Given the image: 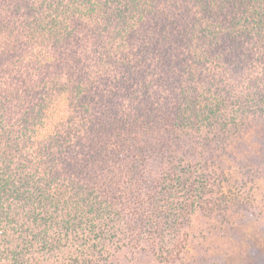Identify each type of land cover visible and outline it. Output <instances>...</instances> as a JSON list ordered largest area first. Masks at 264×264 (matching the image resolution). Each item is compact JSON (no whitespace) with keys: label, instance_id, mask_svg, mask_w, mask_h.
Returning a JSON list of instances; mask_svg holds the SVG:
<instances>
[{"label":"trees","instance_id":"1","mask_svg":"<svg viewBox=\"0 0 264 264\" xmlns=\"http://www.w3.org/2000/svg\"><path fill=\"white\" fill-rule=\"evenodd\" d=\"M263 202L264 0H0V264H264L202 248Z\"/></svg>","mask_w":264,"mask_h":264},{"label":"rangeland","instance_id":"2","mask_svg":"<svg viewBox=\"0 0 264 264\" xmlns=\"http://www.w3.org/2000/svg\"><path fill=\"white\" fill-rule=\"evenodd\" d=\"M257 236L264 237V202L260 204L256 214L241 225L235 237H212L202 248L208 249V255L214 253L222 256H237L242 254L248 243ZM132 264H156V262L144 256H138Z\"/></svg>","mask_w":264,"mask_h":264}]
</instances>
